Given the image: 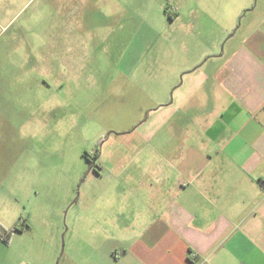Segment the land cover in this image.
<instances>
[{"label":"rangeland","instance_id":"obj_1","mask_svg":"<svg viewBox=\"0 0 264 264\" xmlns=\"http://www.w3.org/2000/svg\"><path fill=\"white\" fill-rule=\"evenodd\" d=\"M251 4L0 0V264H61L71 237L132 200L145 124L183 82L166 49L201 50L235 20L221 54L264 13V0ZM186 29L196 36L172 37Z\"/></svg>","mask_w":264,"mask_h":264},{"label":"crops","instance_id":"obj_2","mask_svg":"<svg viewBox=\"0 0 264 264\" xmlns=\"http://www.w3.org/2000/svg\"><path fill=\"white\" fill-rule=\"evenodd\" d=\"M235 3L250 12L247 0ZM221 27L201 50L166 49L183 82L145 124L144 172L124 196L132 200L71 237L61 264H264V13L220 54L217 37L235 20Z\"/></svg>","mask_w":264,"mask_h":264},{"label":"trees","instance_id":"obj_3","mask_svg":"<svg viewBox=\"0 0 264 264\" xmlns=\"http://www.w3.org/2000/svg\"><path fill=\"white\" fill-rule=\"evenodd\" d=\"M98 156V155H97ZM91 162H90V165H89V169L91 168ZM18 229H14V231H17ZM11 237H12V233H8V236L6 237V240L8 241L9 239H11ZM5 239V238H4Z\"/></svg>","mask_w":264,"mask_h":264},{"label":"flooded vegetation","instance_id":"obj_4","mask_svg":"<svg viewBox=\"0 0 264 264\" xmlns=\"http://www.w3.org/2000/svg\"><path fill=\"white\" fill-rule=\"evenodd\" d=\"M91 164H92V163H91ZM89 165H90V164H89ZM96 167H97L96 164H94V167H93V168H96ZM91 168H92V165H91ZM91 168H90V169H91ZM93 168H92V169H93ZM17 231H19V230H17Z\"/></svg>","mask_w":264,"mask_h":264}]
</instances>
